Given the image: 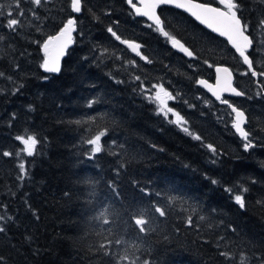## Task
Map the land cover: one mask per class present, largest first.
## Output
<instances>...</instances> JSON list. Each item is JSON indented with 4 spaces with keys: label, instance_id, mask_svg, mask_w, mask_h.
<instances>
[{
    "label": "trees",
    "instance_id": "obj_1",
    "mask_svg": "<svg viewBox=\"0 0 264 264\" xmlns=\"http://www.w3.org/2000/svg\"><path fill=\"white\" fill-rule=\"evenodd\" d=\"M17 2L0 0V264H264V96L258 94L264 76L243 75L240 59L223 46L219 58L245 93L232 100L244 110L256 145L245 151L228 108L195 85L198 76L210 78V69L176 53L124 0H82L59 73L40 68L39 43L72 15L70 0H42L39 7L19 0L16 8ZM236 2L253 38V68L264 72V28L258 30L264 0ZM162 9L166 30L197 59L221 52L185 13ZM9 19H19L15 30L6 27ZM110 25L122 39L142 44L153 62L116 41ZM134 76L149 94L153 84L179 94L170 106L202 139L158 115ZM101 131V152L93 156L87 142ZM28 135L37 139L32 156L15 139ZM160 208L166 214L157 218ZM149 209L156 214L145 216ZM132 217L148 220L143 233Z\"/></svg>",
    "mask_w": 264,
    "mask_h": 264
},
{
    "label": "snow or ice",
    "instance_id": "obj_2",
    "mask_svg": "<svg viewBox=\"0 0 264 264\" xmlns=\"http://www.w3.org/2000/svg\"><path fill=\"white\" fill-rule=\"evenodd\" d=\"M29 2L39 7L42 0H29ZM126 3L129 5L133 15L145 18V26L152 31L161 34L165 40L169 42L173 49L183 53L190 59H197V54L192 49H190L182 40L178 39L166 30L165 22L158 14V9L163 5H171L177 9L183 10L194 18V20L200 25H203L213 33H216L219 37L225 38L228 45H230L231 49L234 50V54H238L242 64L247 66V71L242 73L243 75H248L250 73L252 77L264 76V72L257 73V71L254 70L253 60L248 55L249 51L253 47V38L248 34L249 24L243 22L241 17L238 15L240 6L236 0H215V6L213 3H202L198 2V0H135V2L134 0H126ZM19 6L20 3L18 0L15 7L19 8ZM69 7L71 13H81L82 0H70ZM0 8H2V6H0ZM3 15V11H0V17ZM7 15L11 17L13 12L10 10ZM33 15L35 16V9H33ZM19 16L23 17L24 12L21 11ZM19 22V19H9L6 27L10 30H15V26H17ZM114 24H118V21H115ZM261 28H264V19L259 21L258 30ZM76 31L77 18L74 15H69L54 35H48L42 43H39V47L43 53V59L40 64V68L42 70L47 73H59L61 71V59L66 55V50L74 43V33ZM107 32L115 38L116 41L125 45L127 49L134 53L135 56L139 57L140 60L148 64L153 62L148 56L141 52V49L143 48L142 44L136 41L122 39L121 36H119L114 30L113 25L108 26ZM204 63L209 67H212L207 60H205ZM131 65L136 67V61L132 60ZM215 73V84H210L205 79L196 80V84L198 86H203L213 97H215L216 101H220L231 109V113L229 114L231 127L243 138V149L248 151L256 145L250 139V134L245 131L243 127L247 120L246 114L243 110L234 106L228 100L222 99V93H231L237 96H243L245 93L243 91H238L237 88L233 86V72L229 67L222 65L216 66ZM44 79L47 80L48 77L45 76ZM133 79L135 81H141L140 76H134ZM257 83L259 84V80H257ZM141 88L143 89L145 98L157 105L156 111L158 115H162L168 123L175 124L182 132L189 135L192 139H202L200 135L191 132L187 126L188 122L186 119L178 111L169 106L168 102L178 99L179 94H177V96H173V94L168 91L163 84H153L152 89H154V92H151V94H149L150 90L144 86L142 81ZM16 91H18V89H14L13 93L15 94ZM207 103L208 101H205V104ZM93 104L94 101L89 100L87 107L91 108L93 107ZM29 107L31 108V106ZM189 107L192 108L194 105H189ZM77 123H80V121H77ZM105 134L106 133L104 131H101L94 139L87 142L90 145H94L91 149L93 156L101 152L100 140ZM15 139L20 141L25 146L23 151L26 152L28 156L33 155V150L37 144V139L33 135H28L26 139L23 136H16ZM207 147L215 155V148L210 144L207 145ZM3 155L7 157L10 156L11 153L5 151L3 152ZM17 155H19V153ZM213 163H215V160H213ZM19 169L21 173L20 179L22 180L27 175L25 164L23 162L19 164ZM212 183L215 184L217 182L212 181ZM143 194L147 196L155 195V193L150 191H144ZM234 202L241 209L245 206L241 195H236L234 197ZM155 214V211L151 209L144 212L145 216ZM165 214V210L160 208L159 216L157 218H160ZM3 219L4 217L0 216V220ZM201 219H203V217H201ZM129 222L133 227H139L140 232L143 233L148 220H140L137 217H132ZM189 224H191V219H189ZM3 230L4 229L0 227V232H3ZM222 255H226V253H222Z\"/></svg>",
    "mask_w": 264,
    "mask_h": 264
},
{
    "label": "flooded vegetation",
    "instance_id": "obj_3",
    "mask_svg": "<svg viewBox=\"0 0 264 264\" xmlns=\"http://www.w3.org/2000/svg\"><path fill=\"white\" fill-rule=\"evenodd\" d=\"M125 2H126V0H124ZM198 1H200V2H202V3H213V5L215 6V0H198ZM134 2H135V0H134ZM129 6V5H128ZM165 8V7H171V6H161L159 9H158V14L161 16V13H162V11L163 10H165V9H162V8ZM129 8V10H130V12H131V9H130V7H128ZM171 8H174V7H171ZM174 9H176V8H174ZM176 10H178V9H176ZM166 11V10H165ZM180 11V10H179ZM132 13V12H131ZM135 16V15H134ZM136 17H139V16H136ZM189 17V16H188ZM140 18H142V19H144L143 17H140ZM161 18H162V16H161ZM171 19V18H170ZM145 20V19H144ZM163 20V19H162ZM194 21V20H193ZM195 22V21H194ZM196 23V22H195ZM170 26H171V24H170ZM203 28V27H202ZM179 30H181V29H179ZM206 30V29H205ZM206 31H208V30H206ZM209 32V31H208ZM211 33V32H210ZM213 36H211L212 37V41H213V44L215 45V46H218V47H220V49H221V52L218 54V55H216L217 57H214L213 55H211V57H209V53H207L206 55V57L205 58H203V59H196L197 61H198V64H200V67H201V69H210V73H211V75H210V78H212L213 77V72H212V67L215 65V64H225V65H227L226 63H223L221 60H220V56H224L225 55V49H224V47L225 46H228L227 44H226V42L222 39V38H219L218 36H216V35H214L213 33H211ZM178 38V37H177ZM179 39V38H178ZM184 42V41H183ZM169 43V42H168ZM185 43V42H184ZM186 44V43H185ZM187 45V44H186ZM225 45V46H224ZM188 46V45H187ZM224 46V47H223ZM189 47V46H188ZM172 48V47H171ZM190 48V47H189ZM173 49V48H172ZM191 49V48H190ZM175 51V50H174ZM179 53V52H178ZM180 55H182V56H184L183 54H181V53H179ZM221 54H223V55H221ZM185 57V56H184ZM186 59H190V58H187V57H185ZM207 58V59H206ZM205 60H207L208 62H209V64H211L212 65V67H209L207 64H205L204 63V61ZM228 66V65H227ZM260 88H261V86H259L258 87V90H260ZM260 93H261V91H260ZM261 94H263V93H261ZM264 95V94H263ZM222 99H226V100H228L231 104H236L235 103V100H232V98H229V97H226V96H222ZM214 101H216V100H214ZM217 103H219V104H222V105H224V106H226L225 104H223V103H221L220 101H216Z\"/></svg>",
    "mask_w": 264,
    "mask_h": 264
},
{
    "label": "water",
    "instance_id": "obj_4",
    "mask_svg": "<svg viewBox=\"0 0 264 264\" xmlns=\"http://www.w3.org/2000/svg\"><path fill=\"white\" fill-rule=\"evenodd\" d=\"M198 2H200V1H198ZM163 6H171V5H163ZM171 7H174V6H171ZM175 8V7H174ZM177 9V8H176ZM178 10H180V9H178ZM180 11H182V12H184L183 10H180ZM186 15H188L191 19H193L194 20V18H192L188 13H186V12H184ZM73 14H75V13H72V15ZM145 19V18H144ZM195 21V20H194ZM196 23H198L197 21H195ZM199 24V23H198ZM200 25V24H199ZM200 26H202L203 28H205L206 30H208L209 32H211V33H213L211 30H209V29H207L206 27H204L203 25H200ZM55 33H53L52 35H54ZM214 35H216V36H218L216 33H213ZM219 37V36H218ZM47 38V37H46ZM45 38V39H46ZM222 38V37H221ZM222 39H224L225 40V38H222ZM225 42L227 43V41L225 40ZM227 45H228V43H227ZM229 47H230V45H228ZM231 48V47H230ZM175 51H177L176 49H174ZM233 50V49H232ZM42 51V50H41ZM177 52H179V51H177ZM233 52H234V50H233ZM179 53H181V52H179ZM181 54H183V53H181ZM184 55V54H183ZM237 56H238V54H236ZM249 55V54H248ZM185 56V55H184ZM185 57H187V56H185ZM188 58V57H187ZM241 60V59H240ZM220 65H222V66H227V65H225V64H215L213 67H212V72H213V77L211 78V79H207V78H205V77H197V79L196 80H198V79H205V80H207L208 81V83H210V84H215V80H216V73H215V67L216 66H220ZM246 68H247V66L246 65H244ZM228 67V66H227ZM231 70V69H230ZM255 70V69H254ZM232 71V70H231ZM256 71V70H255ZM255 78V77H254ZM233 81H234V76H233ZM195 84H196V81H195ZM197 85V84H196ZM198 86V85H197ZM233 86L235 87V88H237L234 84H233ZM198 87H200L203 91H205L211 98H213L214 100H215V97H213L212 95H211V93L210 92H208L207 91V89H205L203 86H198ZM237 90L238 91H240L238 88H237ZM262 93H264V91L262 92ZM224 95H226V96H234L235 94H231V93H222V96H224ZM231 110V109H230ZM232 115H234V114H232ZM244 126V125H243ZM232 130L237 134V136L238 137H240V138H242L233 128H232Z\"/></svg>",
    "mask_w": 264,
    "mask_h": 264
},
{
    "label": "rangeland",
    "instance_id": "obj_5",
    "mask_svg": "<svg viewBox=\"0 0 264 264\" xmlns=\"http://www.w3.org/2000/svg\"><path fill=\"white\" fill-rule=\"evenodd\" d=\"M243 72H245L244 70H242ZM153 92H154V90H153ZM259 94V96H262L261 94H260V92L258 93ZM170 102V101H169ZM169 102H168V104H169ZM206 105H208V104H206ZM157 106V105H156ZM169 106H170V104H169ZM171 107V106H170ZM171 118V117H170Z\"/></svg>",
    "mask_w": 264,
    "mask_h": 264
},
{
    "label": "bare ground",
    "instance_id": "obj_6",
    "mask_svg": "<svg viewBox=\"0 0 264 264\" xmlns=\"http://www.w3.org/2000/svg\"><path fill=\"white\" fill-rule=\"evenodd\" d=\"M176 53H178L177 51H175ZM179 54V53H178ZM189 60H191V59H189ZM254 78V77H253ZM254 79H257V78H254Z\"/></svg>",
    "mask_w": 264,
    "mask_h": 264
}]
</instances>
